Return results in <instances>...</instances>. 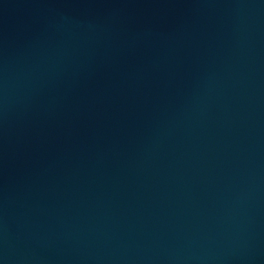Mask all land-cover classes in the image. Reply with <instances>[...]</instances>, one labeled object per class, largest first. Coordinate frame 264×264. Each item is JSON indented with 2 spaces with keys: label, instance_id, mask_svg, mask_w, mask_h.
<instances>
[{
  "label": "water",
  "instance_id": "95a60500",
  "mask_svg": "<svg viewBox=\"0 0 264 264\" xmlns=\"http://www.w3.org/2000/svg\"><path fill=\"white\" fill-rule=\"evenodd\" d=\"M0 264H264V0H0Z\"/></svg>",
  "mask_w": 264,
  "mask_h": 264
}]
</instances>
